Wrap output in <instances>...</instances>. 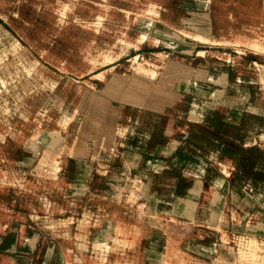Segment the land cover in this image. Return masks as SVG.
<instances>
[{"label":"rangeland","instance_id":"1","mask_svg":"<svg viewBox=\"0 0 264 264\" xmlns=\"http://www.w3.org/2000/svg\"><path fill=\"white\" fill-rule=\"evenodd\" d=\"M149 61L160 65L153 76L137 70ZM225 77L257 92L253 105L264 115V0H0V159L25 170L26 184H37L36 194L61 209L48 218L70 220L71 232L64 242L36 208L38 198L11 178L0 193L10 208L0 219V253L26 264H161L171 239L199 262L264 264V215L238 217L240 228L236 214L219 225L213 211L224 204L220 182L185 174L176 178L177 199L156 204L144 199V183L132 181L127 164L143 131L161 128L167 117L173 128L162 151L175 138V152L190 130L186 116L193 122L202 115L187 96L215 98ZM216 109L231 114L221 103ZM257 118L247 116V128H264V117ZM252 132L243 143L264 159V130ZM11 133L23 145H11ZM222 157L215 166L224 180L234 161ZM67 174L73 189L58 183ZM188 187L207 200L185 196L196 203L195 221L179 198ZM129 230L137 243L124 236ZM24 231L32 242L21 240Z\"/></svg>","mask_w":264,"mask_h":264},{"label":"crops","instance_id":"2","mask_svg":"<svg viewBox=\"0 0 264 264\" xmlns=\"http://www.w3.org/2000/svg\"><path fill=\"white\" fill-rule=\"evenodd\" d=\"M224 80L225 90L215 92L214 94L218 95L215 98L210 94L190 93L187 96L202 115L196 114V120H192L193 122H190L186 116L190 130L175 152L165 154L162 151L169 139L168 131L173 128L168 125L167 117L166 123L163 121L161 128H153V132L143 131L144 138H141L140 145L132 146L129 151L127 150V164L133 171L132 181L144 183L145 192H141L144 199H154L156 204L160 200L169 202L177 199L176 188L179 181L176 178L185 174L202 175L207 180L220 182L217 189L224 198V204L221 210L213 211V213H217L220 219L219 225L227 223L228 218L236 214V227L240 228L238 217L241 218L251 213L264 215V159L254 155L259 153L258 147L245 146L243 143L247 133L252 134V131L264 130V128H247L245 118L252 115L260 119L264 115L259 113L260 109L257 106L253 105L255 104L254 94L257 92L249 86L246 87L247 89L243 88L241 82L237 80L229 81L226 77ZM218 103L228 106L231 114H221L216 109ZM245 103L249 105L248 108L244 106ZM189 108L186 115L189 114ZM230 129L234 134L230 132ZM150 140L152 143L147 148ZM211 153H214L215 157L212 158ZM222 156H227L234 161V169L224 180L219 176V169L215 166L219 165L217 159L223 158ZM260 159L262 162H259ZM141 165L140 169L137 168ZM125 178L127 180V177ZM154 180L162 181L153 186ZM188 191L179 198L183 200V203L188 202V205H191L187 206L186 212L195 221L193 210L196 203L185 199V196L188 195L193 199L203 194L198 192L197 195L196 192H190L189 187ZM203 197L205 201V195ZM190 207H194L193 210H190ZM211 218L213 219V216ZM241 225H243L241 230H246V221L242 220Z\"/></svg>","mask_w":264,"mask_h":264},{"label":"bare ground","instance_id":"3","mask_svg":"<svg viewBox=\"0 0 264 264\" xmlns=\"http://www.w3.org/2000/svg\"><path fill=\"white\" fill-rule=\"evenodd\" d=\"M150 40L151 41L154 40L153 43H155V44L157 43V41H156V39L154 37H150ZM163 41H165V40H163ZM154 54H155L156 57H159L158 56L159 53L155 52ZM108 59H109L108 61H110V58H108ZM137 65H138V67H137L138 71H143L144 73L150 74L151 76H153L156 73L157 68L160 66V65H156V64H154V63H152L150 61L146 62V63H139ZM95 74L99 75L100 73L98 72V73H95ZM2 129H3L2 125L0 124V142L4 141L3 140V137H4L3 134H5V133L3 132ZM10 141L12 142L11 145L18 146V147L23 145V143H24L23 142V138H21L18 135L12 134V133L10 134V140L8 142H10ZM6 142L7 141H5V144H6ZM175 144H176V140H175V138H172V140L169 141L168 146L165 149L166 154H171V153L174 152L173 149H174ZM9 147H11V146H9ZM36 167H37V170H40L41 166L39 165V166H36ZM24 174H25V170L22 169L21 167L17 166L14 163L13 159H10L8 157H5V159H0V193L3 194L4 192H6L7 189H3V188H7L8 187V184L12 180L11 178H15L14 180L16 181V185H18L19 187H23V188L29 189L31 191L30 192L31 195H33L34 197L38 198V201H37V204H36V208L42 209L43 212L46 213V217L47 218H48V216H47L48 213H53V212L54 213H59L61 211V209H60V207L58 205H56V203H53L54 200L50 201L47 196H45L43 194L38 196L36 194L37 184H34V183H29V184L27 183L26 184V182L28 180H27V178H26V176ZM56 179H58V178H56ZM74 179L75 178H73V177H71V176H69L67 174L65 176H62L60 179H58V183L60 185H63V186L66 185L68 188L73 189V187L75 186V184H74L75 180ZM126 182H127L126 178L123 177V181H122V184H121L120 188L118 189V193L121 192V190L126 186V184H127ZM201 182H202V180H201ZM25 194H28V193H25ZM26 205L30 206L28 204H26ZM142 205H144V203H141L140 207ZM154 208H155V206L148 205V209L149 210L154 209ZM9 210H10V208L7 206V203L5 202V200L3 198H0V219L8 218L9 217L8 216ZM149 210H147V211H149ZM87 215H88V213L86 211H84L83 212V219L80 220L79 224H78L79 227L83 228L85 226L86 221H87L86 220ZM48 219L52 220V222H50L49 227L52 226L55 229L56 234H58V236H62L65 239L64 242L68 241V239H69V237L71 235L70 223H69L70 220L68 221L67 219H59V218H52V217H49ZM260 224H261V222H260ZM260 224L258 226H260ZM258 226H255V227L257 228ZM262 228H264V226ZM10 230H13V225H10ZM114 231H115V228H114ZM116 233H118V232H116ZM136 234L137 233H136L135 230H129V231H125L124 232V236L127 235V237L132 241V243H137L138 242V239L137 240L134 239V238H138V237H136L137 236ZM78 237L81 238V237H83V235L79 234ZM21 238H22L21 240L23 242L27 241L28 243H30V242H32L34 240L33 237L30 236V234L27 233L26 231H24L22 233ZM94 246H96V245H94ZM76 249H77V251H78V253L80 255L85 256V247L80 242H77ZM66 253L67 252H65V254ZM162 256H163V258H162L161 264H191V263L192 264H208V263H205V262H199L198 259H196L195 257L188 255V253L184 249L182 250V248L176 247L173 244V242L171 241V239H167L166 240V245H165L164 252L162 253ZM186 256H188V257H186ZM57 261H58V259L55 260V264L57 263ZM196 261H198V262H196ZM0 264H26V261H25L24 257H22V256L1 252L0 253ZM127 264H130V263H127Z\"/></svg>","mask_w":264,"mask_h":264}]
</instances>
